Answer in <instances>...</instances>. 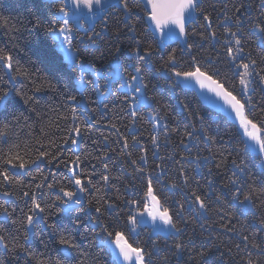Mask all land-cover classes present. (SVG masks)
I'll list each match as a JSON object with an SVG mask.
<instances>
[{
    "label": "trees",
    "instance_id": "obj_1",
    "mask_svg": "<svg viewBox=\"0 0 264 264\" xmlns=\"http://www.w3.org/2000/svg\"><path fill=\"white\" fill-rule=\"evenodd\" d=\"M60 2L61 0H0V48L11 52L14 62L18 60L20 65L30 70L34 74L33 78L45 76L55 86L38 94V104L29 105L23 104L15 95V89L31 95L28 91L30 83L18 78L11 86L13 91L10 93L11 104L8 109L21 117L19 125L22 126L17 129L18 138H12L20 145L19 149L14 151H19L25 158L34 156L35 148L39 147L35 140L41 127L49 134L44 138L45 141L51 138L60 143V138L67 136L66 130L78 124L82 129L81 140L73 151L66 148L61 160L69 161L75 156H80L82 178L91 173L93 182L101 191L97 192L88 186V191L81 194L82 200L81 204L76 206L77 211L71 215L57 212L54 207H46L55 202L59 186L70 190H75L76 187L69 182L72 174L64 164L53 168L57 185L52 189H43L42 197L38 194L41 206L46 207V212L50 213L48 221L36 224L25 247L37 254H43L42 259L59 257L64 260L65 257L60 251L62 246L58 244V235L47 227V223L55 222L60 231L69 229L81 248L91 254L90 264H112L111 249L99 246V241L93 236L92 226L88 223L90 217L98 215L89 208L88 202L92 201L95 205L96 199L102 196L104 201L118 205V216L113 214L111 217H104L112 230L123 231L129 243L135 240L148 250H152L156 242L161 251L158 256H153L154 264H163L164 256L168 257L169 264H239V255L242 253L235 246L240 244L242 247V235L255 231L259 228V223L258 216L240 214L237 202L230 196V190H234L235 186L229 185L228 182L230 179H238L241 184L255 183L257 186L264 182V153L245 149L246 141L232 110L226 109L220 113L213 111L203 105L197 94L190 90L191 80L185 81L170 72L161 71L166 67L168 53L174 51L178 61L177 70H193L198 64L202 71L207 70L224 84L225 88L239 97L241 86L236 69L232 67L224 50L223 38L202 39L199 33L203 32L207 37L209 30L206 27L201 28L205 22L197 13L187 27V44H193V48L189 50L179 41L154 33L148 26V13L142 2L130 0L135 6L131 19L117 6L108 10L106 19L97 17L93 24L84 22L85 28H80L72 22L73 45L78 49L75 55L79 61H83L85 68L81 77L78 64L65 60L56 38L49 33L50 27L60 25L55 15ZM241 3L245 5L242 11L246 13L241 17L244 20V30L240 33L243 47L245 53L250 51L252 57L260 61L261 57H264V45L260 43L259 34L250 27L258 22L257 18L264 20L259 0H201L204 12L213 19V29L218 33V37L223 33L220 21L224 18V11L231 15L233 5L239 6ZM225 4L228 5L227 9H224ZM37 22L39 27L36 26ZM133 25L136 28L135 33L129 30ZM229 26L235 31L231 21ZM193 31L197 35L194 36ZM87 36L93 37L94 45L91 41L81 42L75 38ZM137 46L142 49L151 48L153 53L148 57L151 66L145 64L144 71L137 74L143 76V83L147 85L142 88L143 95L151 99L136 104L133 109V102L124 98L126 95L131 96L132 91L121 87L125 81L112 76V72L120 66L126 74H136L134 67L137 57L134 49ZM116 49H119V52ZM193 56L195 61L192 60ZM90 66H94L99 75H96ZM258 67H264V63H260ZM0 78L8 80L2 65ZM81 79L83 84L80 83ZM136 83L139 85L140 81ZM254 87V104L264 106V86L256 83ZM70 96H76L77 100L71 101ZM33 108L35 111H32ZM50 108L55 111H50ZM72 108H76L78 117L75 124ZM7 115L8 112L0 111V118ZM24 117L28 118L27 123L33 128L31 137L27 135L28 128L23 127ZM259 117L257 107L249 118L257 122ZM113 124L116 128L111 127ZM187 133H192L191 138ZM153 136L157 137L158 146L152 143ZM123 138L128 139V148L123 147ZM134 138L140 143H133ZM25 143L31 149L30 152L25 149ZM0 148L7 151L8 144H0ZM128 152L132 155H126ZM104 154L108 156L106 161L97 159ZM145 154L147 161L139 160V157ZM132 160H137L145 172H137ZM233 160L244 166L243 174L233 165ZM104 163L108 164L107 173L103 167ZM148 173L152 174L153 190L161 202L172 214L180 213L179 216H174L177 227L181 229L179 233L157 234L148 226L139 223V229L135 233L129 232L131 225L127 222L128 215L137 214L146 208L148 200L145 197V177ZM233 173H236V176H233ZM102 174L109 175L108 184L100 179ZM45 175H48L47 169ZM185 176L188 179L187 184L184 183ZM23 179L26 185L32 183L33 187L34 183L38 182L31 181V177ZM208 181L212 183L209 184ZM172 184L178 186L172 188ZM24 190L31 192L33 189ZM16 191L20 198L6 205L10 210L15 209L14 219L22 218L31 207V201L23 197L22 191ZM242 191H247V187ZM191 192L207 195L211 201V210L202 216L198 205L191 202ZM240 198L243 199V196ZM125 200L137 203L125 204ZM3 202V199H0V203ZM181 204L184 206L183 210L179 207ZM77 219L83 221L84 225L88 226L87 229L84 226L76 227L74 222ZM0 223H3L2 217ZM223 225L234 227L235 230L228 231ZM5 227L11 229L13 226L5 223ZM261 237H264V232H261L257 239ZM175 243L185 245L179 259L173 256L172 246ZM200 251L207 252L202 261L197 256ZM4 255V250L0 249V258ZM72 255L77 257L75 252ZM16 264H24L22 254ZM67 264H76V260L69 259Z\"/></svg>",
    "mask_w": 264,
    "mask_h": 264
},
{
    "label": "snow or ice",
    "instance_id": "obj_2",
    "mask_svg": "<svg viewBox=\"0 0 264 264\" xmlns=\"http://www.w3.org/2000/svg\"><path fill=\"white\" fill-rule=\"evenodd\" d=\"M147 3L151 6L150 19L155 23L161 36L168 35L171 37L172 29L169 28V26H174L179 30L180 35L186 37L188 35V29L186 28L188 16H193V19H195V14L199 13L205 22L201 25V28L206 27L209 30L207 37L204 36L203 32L199 33L201 38H211L213 40L223 38L224 50L229 57L232 67L236 69L238 83L241 86L239 97L225 88L224 84L219 80L214 79L213 75L209 74L207 70L202 71L198 64H196L193 70H177L176 65L178 61L174 51L168 53L165 61L166 67L161 69V71L170 72L171 75L182 78L185 81L195 80L202 89H207L216 96L221 97L232 112L235 113L244 135L248 138V141H251V143L245 142V149L264 153V106L254 104L252 96V93L255 92L254 85L256 83L264 86V67H258L260 63H264V57H261V60L257 61L252 57L250 51L245 53L240 36V33L244 30L242 27L244 20L241 17L242 15H246V13L242 11L245 5L242 3L239 4V6L233 5L231 15H229L228 11H224V18L220 21V24L223 25V33L218 37V33L213 29V19L209 14L204 12L201 0H147ZM259 3L262 8L261 15L264 16V0H259ZM117 6L122 9L128 19H131L135 11V6L130 0H117L116 3H112L111 0H61L60 7L55 14L56 19L60 21V25L58 27H50L49 33L59 40V47L64 54L65 60L73 64H78L81 77L83 76L85 68L83 61H79L78 56L74 55V52H78V49H75L73 45L74 33L70 21L79 24V21L84 18L81 14L83 8L89 10L88 19L94 20L97 17L106 19L108 10ZM227 8L228 5L225 4L224 9ZM257 19L258 22L250 25V27L255 33L259 34L260 43L264 45V20ZM230 21L235 27V31H233L232 26H229ZM36 26L39 27V22H37ZM165 28H169L168 33H165ZM129 30L135 33L136 28L133 25ZM192 34L194 36L197 35L195 31H193ZM94 35L99 34L94 33ZM75 38L79 39L81 42L87 40L91 41L93 45L95 44V40L92 36ZM186 47L191 50L193 44H187ZM116 51L119 52V49H116ZM134 52L137 57V62L134 67V72L136 74H126L125 70L120 66H117L112 72V76L125 81L121 87L127 86L131 89L132 95H126L124 98L125 100L130 99L133 102L131 105L133 109L136 107V103H143L151 99L142 95L138 97L137 94H142V88H146L147 85L143 83V76L137 74H141L144 71L145 64L151 66L148 57L153 54L151 48L142 49L139 46L134 49ZM245 56H247V59H245ZM192 60H196L195 56L192 57ZM0 65L4 67L8 76L7 81L0 78V111L8 112L7 116L0 118V144H8L7 151L0 148V199L4 201L0 203V217L3 218V223H0V249H3L5 252L4 257L0 258V264H16V262L21 259V254L24 264H67L69 259H75L76 264H90L91 254L81 248L76 237L69 229L65 228L63 231H60L55 222L47 223V227L58 235V244L62 246L60 251L65 257L64 260H61L59 257H47L42 259L41 256L43 254H37L25 247V243H27L29 236L33 233L36 224L39 222L46 223L48 221L50 213L46 212V207H54L57 212H64L65 214L71 215L73 212L77 211L76 206L80 205L82 200L81 194L88 191V186H91L97 192H100L101 189L93 182L91 173H88L86 177L82 178L83 170L80 169V156H75L74 159L69 161L61 160V157L64 156L65 149L67 148V150L73 151L81 140L82 129L78 124L66 130L67 136L61 137L60 143H57L56 140L51 138L45 141L44 138L48 137L49 134L45 131L44 127H41L39 135L35 140V143L39 145V147L35 148L34 156L25 158L19 151H14L15 149H19L20 145L14 142L12 138H18L19 132L17 129L22 126L19 125L21 117L14 112H9L8 109V106L11 104L10 93L13 91L11 86L18 78L27 80L30 83L31 87L28 91L31 92V95H29L28 92L15 89V95L18 96L25 105L38 104V94L53 89L55 86L45 76L33 78L34 74L30 72V70L20 65L18 60L14 62V57L11 52L4 51L2 48H0ZM90 68L93 72H96L94 66H90ZM96 75H99V73L96 72ZM138 80L140 81L139 85L135 83ZM80 83H84L83 79H81ZM177 83H179V80H177ZM233 87H235V85H233ZM69 99L75 102L77 97L70 96ZM257 107L259 108L260 117L257 122H254V120L249 117ZM32 111H35V108H33ZM50 111H55V109L50 108ZM71 113L75 124V121L78 119L76 108H72ZM133 115H135V112H133ZM23 119L25 121L23 127L28 128L27 135L31 137L33 128L27 123V117ZM111 127L116 128V125L113 124ZM187 135L191 138L192 133H187ZM105 140H107V137H105ZM122 143L124 148L129 147L127 138H123ZM133 143L138 144L140 141L134 138ZM152 143L158 146L157 137H152ZM181 143L183 144V141H181ZM24 147L28 149L29 152L31 151L27 143H25ZM143 151L145 153L147 152L146 149H143ZM124 154L125 153H122V155ZM126 155L131 156L132 154L128 152ZM97 159L106 161L108 156L104 154L103 157H97ZM139 160L146 162V154L141 155ZM232 163L240 173L243 174L245 172V168L242 164L237 163L235 160H233ZM60 164H64L72 174V178L69 182L76 186L75 190L59 186V194L56 196L55 202L46 207H42L38 200V194L42 197L44 194L43 189H52L57 185L58 182L55 180V172H53L52 169L59 168ZM132 164L136 166L135 170L137 172H145V169L139 166L137 160H132ZM41 165H43V167H41ZM219 166L220 165H216V167ZM103 167L105 173H107L108 164L104 163ZM45 169L48 170V175H45ZM233 176H236V173H233ZM24 177H31V181L38 182L34 183V187L32 183L26 185L23 179ZM145 178L147 181L145 197L150 204V210L147 215L151 218L154 225L159 221L160 224L167 226L166 230L168 232L179 233L181 229L177 227L174 216H179L180 213L177 212L172 214L170 209L161 202L159 196L154 193L152 174L148 173ZM100 179L104 181L105 184H108L110 177L107 174H102ZM184 183H188L187 176L184 178ZM208 183L211 184L212 181H208ZM228 184L235 186L234 190H230V196L237 202L240 214L252 215L254 217L258 216L259 223V228L255 231L248 235H242V247L240 244L235 246L240 250V253H242L239 255V264H264V237L257 239V236H259L261 232H264V182H261L259 186L255 183L245 185L241 184L238 179H230ZM109 186L115 187L114 185ZM177 186L176 184L171 185L172 188H176ZM245 186L247 187V191H242ZM225 187H228V185H225ZM25 188H32L33 190L29 192L25 191ZM17 189L22 191L23 197L31 201V207L23 214L22 218L14 219L13 213L15 209L10 210L6 205L20 198L17 195ZM190 196L192 198L191 202L198 205V210L202 216L204 213L211 210V201L208 200L207 195L191 192ZM241 196H243V199L240 198ZM217 199L219 200L220 197H217ZM124 203L136 204L137 202L125 200ZM88 206L98 214L95 217H90L88 222L89 225L92 226L93 236L99 241V246H103L105 249H111L112 264H154L152 259L153 256H158L161 251L156 245V242H154L152 250L146 249L135 240L129 243L123 231L112 230L110 225L105 222V216L111 217L113 214L119 215L118 205L116 203L104 201V198L101 196L96 199L95 205L92 204V201H89ZM179 207L183 210L184 206L181 204ZM144 215V212L139 211L137 214L128 215L127 222L131 225L129 229L130 233H135L138 223L144 222L142 219L138 220V217H143ZM5 223H10L13 227L11 229L6 228ZM229 223H231V221H229ZM74 224L76 227L84 226L85 229L88 227L79 219H77ZM222 227L228 231L235 230L234 227L229 228L228 225H223ZM154 230L165 231V229L160 228L159 225H156ZM241 231H243V229H241ZM21 238L23 242H21ZM91 243L92 241H90V244ZM134 244L135 246H133ZM172 249L173 256L179 259L183 254L185 245L183 243H175ZM73 252L77 253V257H73ZM206 255L207 252L205 251L197 253L201 261L204 260ZM163 264H169L167 256L163 257Z\"/></svg>",
    "mask_w": 264,
    "mask_h": 264
},
{
    "label": "water",
    "instance_id": "obj_3",
    "mask_svg": "<svg viewBox=\"0 0 264 264\" xmlns=\"http://www.w3.org/2000/svg\"><path fill=\"white\" fill-rule=\"evenodd\" d=\"M139 1L142 2L145 10L148 13L147 23H148L149 28L154 33L161 35V33L157 30L155 23L150 19L151 6L148 5L147 0H139ZM111 2L116 3L117 0H111ZM88 12H89L88 9L83 8L81 14L88 15ZM192 17L193 16H188L187 21H186V28L189 26ZM169 28L172 29L171 37H169L168 35H164L163 37L166 39L179 41L184 46H186L187 38L185 36L180 35L179 30L176 29L174 26H169ZM169 28H165V33L169 32ZM191 81H192L191 85L189 86L190 90L194 91L197 94V96L199 97V99L205 106L209 107L210 109H212L213 111L217 113H220L229 107L221 97L216 96L213 92L208 91L207 89H202L195 80H191Z\"/></svg>",
    "mask_w": 264,
    "mask_h": 264
},
{
    "label": "rangeland",
    "instance_id": "obj_4",
    "mask_svg": "<svg viewBox=\"0 0 264 264\" xmlns=\"http://www.w3.org/2000/svg\"><path fill=\"white\" fill-rule=\"evenodd\" d=\"M84 18L83 19H81L80 21H79V24H76L75 23V25L76 26H78V27H80V28H85L86 27V25H85V23L84 22H88L89 24H93L94 22H95V20L97 19H94V20H91V19H88L87 17H88V15H82ZM70 23H72V21H70ZM74 23V22H73ZM73 27V26H72ZM73 32H74V27H73ZM55 37V36H54ZM56 38V37H55ZM61 39H62V37H61ZM57 40V39H56ZM57 42H58V48H59V50L62 52V50L60 49V47H59V40H57ZM63 53V52H62ZM74 55H75V52H74ZM70 63H72V62H70ZM136 83V82H135ZM137 84V83H136ZM125 88H127V89H129L127 86H125ZM131 90V89H130ZM138 95V97H140L141 95L142 96H144L143 95V92H142V94H137ZM136 104H141V103H136ZM228 110H231L230 108H228ZM232 115V114H231ZM233 115H235V113L233 114ZM232 115V116H233ZM234 117V116H233ZM234 119L237 121V123H238V125H239V127H240V123H239V120L237 119V118H235L234 117ZM240 130H241V134H242V136L244 137V139H245V141L246 142H248V143H251V141H248V138L244 135V132H243V129L240 127ZM255 153H258V152H255ZM261 154V153H260ZM150 210V204H149V201H147V204H146V208H145V210L144 211H141V212H144L145 213V215L143 216V217H138V220H140V219H142L144 222L143 223H139V225H142V226H148L150 229H151V231L153 232V233H160V234H163V235H168L170 232H168L166 229H167V226H165V225H162V224H160L159 223V221H157L156 222V225H159V227L160 228H162V229H165V231H158V230H154V228L156 227V225H154L153 224V222L151 221V218L147 215V213H148V211ZM137 229H139L138 228V226H137V228H136V230Z\"/></svg>",
    "mask_w": 264,
    "mask_h": 264
},
{
    "label": "bare ground",
    "instance_id": "obj_5",
    "mask_svg": "<svg viewBox=\"0 0 264 264\" xmlns=\"http://www.w3.org/2000/svg\"><path fill=\"white\" fill-rule=\"evenodd\" d=\"M213 78H214V77H213ZM214 79H215V78H214ZM203 105H204V104H203ZM206 107H207V106H206ZM208 108H209V107H208ZM228 108H229V107H228ZM228 108H227V109H228Z\"/></svg>",
    "mask_w": 264,
    "mask_h": 264
}]
</instances>
